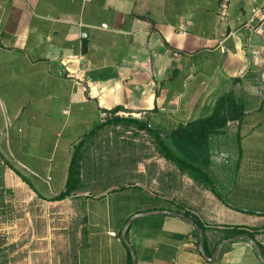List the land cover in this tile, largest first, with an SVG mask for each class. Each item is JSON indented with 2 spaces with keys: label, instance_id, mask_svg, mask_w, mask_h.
Masks as SVG:
<instances>
[{
  "label": "crops",
  "instance_id": "obj_1",
  "mask_svg": "<svg viewBox=\"0 0 264 264\" xmlns=\"http://www.w3.org/2000/svg\"><path fill=\"white\" fill-rule=\"evenodd\" d=\"M221 2L0 0V264H58L61 249L131 264L129 245L136 264H264L248 240L219 241L239 226L264 256V0H228L224 19ZM230 93L244 113L210 134L203 172L168 159L154 132L168 145ZM103 123L80 188L55 199ZM157 210L202 220L205 254L194 225Z\"/></svg>",
  "mask_w": 264,
  "mask_h": 264
},
{
  "label": "trees",
  "instance_id": "obj_2",
  "mask_svg": "<svg viewBox=\"0 0 264 264\" xmlns=\"http://www.w3.org/2000/svg\"><path fill=\"white\" fill-rule=\"evenodd\" d=\"M119 109L120 108L112 109L111 113L113 116L108 118L106 122L122 120V117L116 115V112ZM243 113L244 105L241 102H237L233 94L230 93L222 96L217 101L215 110L210 116L191 121L179 128L173 129L168 135L171 139L168 145L156 131L154 132V136L158 140L161 150H163L164 155L168 159L176 162L181 168L185 170L187 169L192 173L198 171L203 172L202 166L207 165L210 158V134L222 130L229 121L240 119ZM129 119L134 120L133 118ZM102 125H104V123L97 125L93 130L88 132L85 138L75 146L65 189L58 196H56L55 199H63L71 196L77 189L80 188L82 183L81 157L79 154L80 149L85 139L93 135ZM214 190L216 191V189ZM183 213L186 216L194 218L198 225L204 229L206 234L207 227L202 220L195 216L190 210H184ZM238 234H249L250 236L255 237L254 233L246 230L245 228L232 226L230 230L225 232L224 236L219 241L223 238L234 237ZM130 263L132 264V257L130 259Z\"/></svg>",
  "mask_w": 264,
  "mask_h": 264
},
{
  "label": "water",
  "instance_id": "obj_3",
  "mask_svg": "<svg viewBox=\"0 0 264 264\" xmlns=\"http://www.w3.org/2000/svg\"><path fill=\"white\" fill-rule=\"evenodd\" d=\"M157 212H162V213H167V214H172V215H175V216H179V217L183 218L184 220L188 221L189 223H191L192 225H194L195 228H197L198 233H199V237H200V243H199L200 249L205 254V251H204L205 232H204V229L198 225V223L195 221L194 218L189 217V216H186L184 213H181V212H178V211H170V210H157L155 212H145V213H157ZM145 213H140V214H136V215L132 216L130 218V220L128 221V223L124 226V228L122 230V239L125 242H127L126 233H127V229L129 227V224L135 218H137L140 215H144ZM240 238L246 239V240H248L252 244V246H253L255 252L257 253L258 257L264 263V256L262 254V251H261V248H260V244H259V242L254 237H252V236H250L248 234H239V235L234 236L232 238L226 239L225 241H233V240H237V239H240ZM129 249H130V252L132 254V262H133L132 264H136V255H135V252H134L133 248L131 247V245H129Z\"/></svg>",
  "mask_w": 264,
  "mask_h": 264
},
{
  "label": "rangeland",
  "instance_id": "obj_4",
  "mask_svg": "<svg viewBox=\"0 0 264 264\" xmlns=\"http://www.w3.org/2000/svg\"><path fill=\"white\" fill-rule=\"evenodd\" d=\"M14 215L16 216H23L25 215V209H23V207H20L17 209V211H15ZM62 242L63 248L65 247L64 244L65 242L62 241V239H59V245ZM60 248V247H59ZM19 259H21L20 256L15 255L12 257H9L7 259L4 260V263H8V264H17ZM67 263V258L65 256V250H60L59 251V256H58V264H66ZM43 264H48V259H47V263H45V260L43 261Z\"/></svg>",
  "mask_w": 264,
  "mask_h": 264
},
{
  "label": "built area",
  "instance_id": "obj_5",
  "mask_svg": "<svg viewBox=\"0 0 264 264\" xmlns=\"http://www.w3.org/2000/svg\"><path fill=\"white\" fill-rule=\"evenodd\" d=\"M255 14L259 13L258 9H254ZM228 14V0H222L221 2V10L220 15L221 18L224 19ZM130 115V114H129ZM112 235H117L116 232H111Z\"/></svg>",
  "mask_w": 264,
  "mask_h": 264
}]
</instances>
